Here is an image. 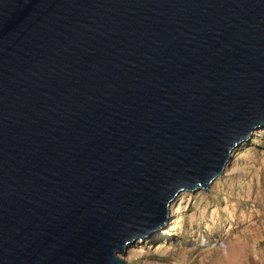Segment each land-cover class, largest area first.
<instances>
[{
    "label": "water",
    "instance_id": "obj_1",
    "mask_svg": "<svg viewBox=\"0 0 264 264\" xmlns=\"http://www.w3.org/2000/svg\"><path fill=\"white\" fill-rule=\"evenodd\" d=\"M264 137V0H0V264H126Z\"/></svg>",
    "mask_w": 264,
    "mask_h": 264
},
{
    "label": "rangeland",
    "instance_id": "obj_2",
    "mask_svg": "<svg viewBox=\"0 0 264 264\" xmlns=\"http://www.w3.org/2000/svg\"><path fill=\"white\" fill-rule=\"evenodd\" d=\"M253 145L233 156L216 189L193 192L175 235L136 244L126 264H252L264 255V137Z\"/></svg>",
    "mask_w": 264,
    "mask_h": 264
},
{
    "label": "crops",
    "instance_id": "obj_3",
    "mask_svg": "<svg viewBox=\"0 0 264 264\" xmlns=\"http://www.w3.org/2000/svg\"><path fill=\"white\" fill-rule=\"evenodd\" d=\"M252 264H264V255L256 257Z\"/></svg>",
    "mask_w": 264,
    "mask_h": 264
}]
</instances>
